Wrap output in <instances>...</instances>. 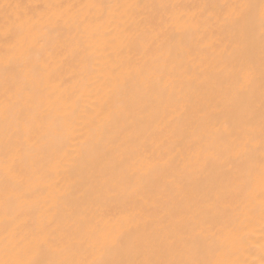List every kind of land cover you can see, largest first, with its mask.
I'll return each instance as SVG.
<instances>
[{"label": "bare ground", "instance_id": "6f19581e", "mask_svg": "<svg viewBox=\"0 0 264 264\" xmlns=\"http://www.w3.org/2000/svg\"><path fill=\"white\" fill-rule=\"evenodd\" d=\"M230 2L0 0V260L92 261L102 241L140 235L145 243L135 251L105 259L264 264L260 27L257 20L250 49L233 53L215 7ZM92 3L112 7H81ZM160 4L181 7L165 12ZM190 5L209 6L198 28ZM162 13L161 44L142 21ZM241 55L255 63L250 88L234 83ZM26 57L43 70L12 94L4 67L19 73ZM249 117L251 214L234 179L243 167L233 160ZM12 166L30 199L10 218L3 202ZM41 228L55 236L51 250L14 247Z\"/></svg>", "mask_w": 264, "mask_h": 264}, {"label": "snow or ice", "instance_id": "6c2138e0", "mask_svg": "<svg viewBox=\"0 0 264 264\" xmlns=\"http://www.w3.org/2000/svg\"><path fill=\"white\" fill-rule=\"evenodd\" d=\"M10 7V5H5ZM71 7V6H70ZM90 10L102 11L105 8H111V5L103 4H88L82 5ZM129 7H136L130 5ZM157 7L164 10L175 9L181 7L178 5L160 4ZM192 11L189 15V20L193 28H198L201 16L204 11L209 7L208 5H190L186 6ZM219 8L218 17L222 16L221 24L226 27L230 34V45L233 53H241L250 49L254 40L255 23L259 21L260 27V75H261V95L264 97V0H232L230 3L215 6ZM146 27L151 28L156 33V38L160 40L161 44L164 42L162 37L166 39L167 33V20L163 13L157 19L155 17L142 21ZM5 39L8 37L6 35ZM43 48V45H41ZM20 71L16 73L10 69L9 65H5V82L8 85V91L15 94L21 90H27V78L29 75L35 76L43 70L42 64H29L27 57L25 62L19 66ZM235 80L237 86H241V79L243 85L251 87L255 81L256 67L254 61L250 57L241 55L239 59V66L234 69ZM242 136L235 137L233 145V160L239 161L243 170L238 168L234 174V179L237 182L239 191L245 194V199L249 202L246 206L247 213L251 214L255 206L252 201L255 199L254 189V167L252 165L253 149L249 145H254L256 140V125L254 117H249ZM259 147L261 152V159L259 164V214L261 221L264 222V105L260 113L259 120ZM19 149H17L18 151ZM221 163L229 166L231 171L232 161H224ZM8 176L14 177V182L6 184V196L3 202L4 212L6 217H14L24 208L30 199V194L23 190L24 175L21 171H17L14 166L8 168ZM132 228H138L137 225H130ZM55 241V236L44 231L43 228L29 234L21 241H17V245L24 244V251L38 252L41 250H51ZM145 241L140 235L134 238L125 239L123 236H116L111 239L102 241V250L100 255L92 261H76V260H62L59 262L50 261L49 264H235V262H213L208 260H186V259H164L153 261L151 259L143 260H107L105 255L116 249H123L124 251L131 252L142 246ZM215 243V242H213ZM94 247V244H90ZM0 264H41L40 261L35 259L28 260H0Z\"/></svg>", "mask_w": 264, "mask_h": 264}]
</instances>
